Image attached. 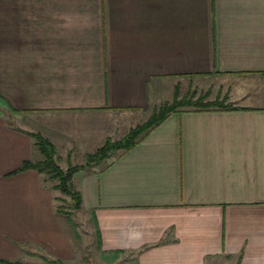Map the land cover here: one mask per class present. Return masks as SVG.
Returning a JSON list of instances; mask_svg holds the SVG:
<instances>
[{"label": "crops", "instance_id": "0c3cea01", "mask_svg": "<svg viewBox=\"0 0 264 264\" xmlns=\"http://www.w3.org/2000/svg\"><path fill=\"white\" fill-rule=\"evenodd\" d=\"M192 81L242 109L172 113L74 175L79 209L20 170L32 133L85 164ZM76 211L102 264H264V0H0V260L84 264Z\"/></svg>", "mask_w": 264, "mask_h": 264}, {"label": "trees", "instance_id": "16d2710c", "mask_svg": "<svg viewBox=\"0 0 264 264\" xmlns=\"http://www.w3.org/2000/svg\"><path fill=\"white\" fill-rule=\"evenodd\" d=\"M195 94H189L186 97H180V91H175L173 100L165 101L160 104L153 113L144 122L132 127L130 131L118 140H107L94 153L87 156L85 164H70L67 169H63L56 160V147L45 136L40 133H32L35 138V145L42 159L36 161H27L23 163L20 170L29 168L37 169L39 172L48 174L51 178L57 179L55 185L57 189L69 194L74 204V209H79L82 204V195L76 188L73 180L74 175L85 168L93 167L112 157L115 154L125 153L138 145L147 135L172 113L184 110H232L242 109L229 101L228 94L214 100L209 99L210 93L205 92L194 98ZM0 264H30L21 260H0Z\"/></svg>", "mask_w": 264, "mask_h": 264}, {"label": "rangeland", "instance_id": "374dc122", "mask_svg": "<svg viewBox=\"0 0 264 264\" xmlns=\"http://www.w3.org/2000/svg\"><path fill=\"white\" fill-rule=\"evenodd\" d=\"M193 82V81H192ZM210 85V84H209ZM207 85L206 83L205 84H202L201 82H193L192 85L189 87L188 90H186L184 93L185 94H181L180 93V97H186L187 95L189 94H195L194 95V98L200 96L199 94H202V93H205V92H209L208 90H206V88L209 86ZM182 86V85H181ZM212 87H215V84H212L211 85ZM217 86V85H216ZM187 87V85L183 86V91L184 89ZM178 88V91H179V87L177 86L176 87V90ZM175 90V91H176ZM228 94V92H227ZM224 95L226 94H221L220 96H217L215 99L217 98H221L223 97ZM229 96V101H230V95L228 94ZM209 99H210V96H209ZM173 100V99H172ZM171 101V100H170ZM231 102V101H230ZM147 117V116H146ZM149 118V117H148ZM147 118V119H148ZM140 119V118H139ZM142 119H145L142 118ZM145 119V120H147ZM144 120V121H145ZM142 121V122H144ZM141 122V123H142ZM140 124V123H138ZM137 124V125H138ZM56 152H57V148H56ZM118 154V153H117ZM116 155V154H115ZM57 153H56V160L58 162V164L63 168V169H67L69 167V164L68 166H66V157H58L57 159ZM43 158V156L41 157V159ZM47 177L49 178V180L51 182H54L55 185L58 183V180L57 179H54V178H51L48 174H47ZM55 187V186H54ZM56 188V187H55ZM57 189V188H56ZM58 194L61 195V199L59 198L56 202H57V210L60 211V212H65V213H68L69 210L70 212L72 210H75L74 209V204L75 202L73 201V198L69 195V194H66L64 192H62L60 189H58ZM67 210V211H66ZM75 222V225L77 226V224L79 225L80 229H85L87 231H89L90 233L88 234V237L86 239V242H87V250H86V253L84 252V255L85 256V259H83L84 261V264H102V262H100L97 257L94 259L93 258V255H94V251L96 250V246H97V235L95 234V232L93 231V227L92 225H88V220H86L85 218H83L79 212L76 211V214L72 217ZM214 264H233V262L231 260H222V261H218Z\"/></svg>", "mask_w": 264, "mask_h": 264}]
</instances>
